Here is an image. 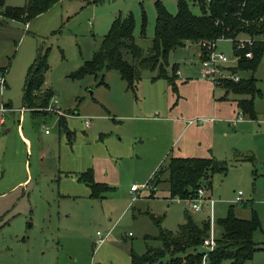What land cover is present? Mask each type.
Listing matches in <instances>:
<instances>
[{
    "label": "rangeland",
    "instance_id": "obj_1",
    "mask_svg": "<svg viewBox=\"0 0 264 264\" xmlns=\"http://www.w3.org/2000/svg\"><path fill=\"white\" fill-rule=\"evenodd\" d=\"M24 1L5 3L22 5ZM162 2L168 11L176 12V0ZM187 2L192 12H201L197 0ZM127 11L134 16L135 40L146 50L155 28L154 0H58L30 18L29 26L25 25L29 20L5 17L0 11V75L6 80L0 86V264H130V249L141 254L146 244H161L150 238L159 233L152 216L171 231L183 222L185 213L198 224L208 220L205 208L193 211L177 197H147L164 183L155 190L142 187L158 165L153 167L158 155L168 149L165 157L166 152L158 158L160 166H165L183 141V136L181 141L180 136L175 138L171 115L200 116L203 129L211 122L205 116L215 118L217 154L212 156L227 162L226 170H216L209 178L215 219L224 217L231 206L238 218L248 219L254 210L260 223L253 233L257 250L244 264H264V53L254 72L261 90L254 98L256 115L241 112L242 118L235 122L229 118L238 109L233 102L219 107L221 93L229 94L231 100L249 94L227 89L229 78L219 75L213 84L203 76L192 47L171 50L168 71L178 63V78L201 77L205 85L184 83L181 92L180 83L174 91L166 77H152L157 70L146 67L140 68L134 90L115 69L70 75L92 56L113 18ZM38 50H47L49 64L43 86L55 90L65 114L45 106L35 107V113L20 110L25 73ZM214 51L232 59L233 41L218 38ZM124 57L133 61L128 51ZM233 63L220 62V68ZM179 98L184 103L195 100L196 106L191 111L171 110ZM83 115L91 118L89 127ZM59 116H65V129L59 128ZM205 130L207 136L210 128ZM100 156H109L113 162V167H106L111 188L103 197H92L80 175L98 164ZM131 185L139 190L132 193ZM238 191L241 203L234 201ZM97 231L105 237L99 245ZM217 231L215 226L216 236ZM149 264L170 263L166 256Z\"/></svg>",
    "mask_w": 264,
    "mask_h": 264
},
{
    "label": "trees",
    "instance_id": "obj_2",
    "mask_svg": "<svg viewBox=\"0 0 264 264\" xmlns=\"http://www.w3.org/2000/svg\"><path fill=\"white\" fill-rule=\"evenodd\" d=\"M56 1L58 0H25L22 5H10L5 0H0V11L5 17L29 20ZM197 1L200 13L192 12L187 0H176L177 10L171 13L162 0H154L155 28L151 44L146 50L135 40L132 12L118 13L92 56L85 59L70 75L79 77L87 73L96 74L103 69H115L127 87L134 90L140 68L146 67L157 70L152 77H166L171 88L176 91L177 68L172 64L171 71H168V55L173 48L186 41L197 42L201 50L200 56L205 58L209 41L219 37L251 35L255 40L243 50H234L238 57L233 65L226 67L230 72L240 75L238 80H227V89L234 93L249 94L248 97L237 98V106L250 117H255L254 98L261 94V90L254 72L264 53V37H261L264 33V0ZM246 50H250L252 55L246 56ZM125 51L130 53L133 61L124 57ZM48 67L47 50H38L26 70L22 105L32 112H35V107L46 106L55 93L51 87L43 86ZM101 82H104L103 79ZM58 125L65 129V116H59ZM226 169L227 162L214 156L171 155L165 166L159 165L154 171L151 183L156 186L165 181L171 198H188L195 196L199 186L210 185L211 173ZM165 171L166 177L163 176ZM80 176L88 185L92 197H100L105 190L111 188L95 181L91 167L82 171ZM152 218L159 226V233L150 238L159 240L161 244H146V249L141 254L130 249V264H149L166 256L170 264H200L205 254L206 264H222L224 260H228V264H244L257 250L253 233L260 227V223L254 210L251 211V217L245 219L238 218L232 206L229 207L227 214L216 220L220 232L215 237L212 250L203 246L209 231L207 219L198 224L185 213L183 222L178 224L175 231H171L160 226V219L154 216Z\"/></svg>",
    "mask_w": 264,
    "mask_h": 264
},
{
    "label": "crops",
    "instance_id": "obj_3",
    "mask_svg": "<svg viewBox=\"0 0 264 264\" xmlns=\"http://www.w3.org/2000/svg\"><path fill=\"white\" fill-rule=\"evenodd\" d=\"M29 24H30V20L27 21V23L25 25L29 26ZM179 47H184V48L192 47V49L196 50L197 55L199 57V63L201 64V56H200L201 50H200L199 44L197 42L186 41L183 45H181ZM175 48H173V49H175ZM173 64L175 65V67L178 70V72L176 73L175 81L177 83V90H178V86H179V83H180V86H179L180 87V92H181V86L184 83H186V85H187V84H191L193 82H199V83H202V84L205 85V80L206 79H203L201 77H197L196 78L195 76H186V75L182 76V75H180V78H178L179 77V68H178L179 64L175 63V62ZM200 67H201V65H200ZM200 71H201V69H200ZM256 71H257V69H256ZM5 85H6V80H5ZM209 87H210V84H209ZM222 94H223V91L221 93V97H220V99H221L220 101L221 102L219 104L220 105L219 107H225V105L230 104L231 102H233L234 103V107L237 108L238 111H239V108L237 106V98H239V97L233 98V100H231L230 98H228L229 94L226 97H223ZM5 105H8V104H5ZM21 106L22 107H20V110H25V109L31 110L30 108H28V107H26L24 105H21ZM193 106H196L195 100H194V102L192 101L190 103L189 102L188 103H186V102L184 103L182 101V98H179L178 101H174L173 104H171V110L173 109V111H175V110L176 111H180V109H183L184 111L185 110L191 111L192 110L191 108ZM186 107H188V108L185 109ZM217 111H220V108H217ZM238 111H237V113H238ZM33 113H35V112H33ZM237 113L235 115H237ZM82 117L84 118V115ZM169 117L173 118L174 128L177 129V132L175 134V138L180 136L179 137V141H181V138L183 136V141L181 142L180 145H178V149L172 155H178V156H212L213 152L215 154H217V151L215 150V147H214L215 146V138H214L215 137L214 136V131H215L214 122H215V118L213 116L210 117L208 115V116L204 117L205 119L208 118L211 121L210 124L206 123V125L204 126V129L202 128V125L199 124V122L201 121L200 116H196L195 117V115H187L186 117H179V116L171 115ZM229 117H230V115H229ZM229 117H226L225 119H227ZM235 117L232 116V118H229V121H230V119L233 120ZM1 119H2V117H0V120ZM238 120L239 119L234 120V122L238 121ZM83 122H84L86 127H89L90 123H91V119L89 120L88 123H86L85 122V118H84ZM205 127L208 128V129L210 128V132L208 131L207 136H206ZM19 132L21 133V136L26 141L30 140L27 136L24 135L21 127H19ZM187 133H190V135L184 137V135H186ZM167 152H168V149L165 148V150L160 155H158V157L156 159L157 161H155L156 163H154V165H153V167H154L155 164H158L156 166L155 170L160 165V163H158L160 159H158V158H160L164 153H165V155H164V157H165ZM99 159H100V162L98 164H93V166L91 167L92 170H93V173H94L95 181L100 182V183H105L106 185L110 186V184H109L110 181L107 180L108 176L106 175V167L107 166L110 167V168L113 167V162H112V160H111V158L109 156H100ZM163 183L165 184V187H160V189L158 188L159 190L158 189H156V190L154 189L155 191L153 193L150 192L147 195V197H154V198L161 197V198H164L165 200H172L173 198H171L170 195H169L167 182L161 181L159 184L156 185V187H159L158 185H161ZM100 197H103V193H102V195ZM214 232H215V229H214ZM219 232L220 231H219V228H218L217 235H218ZM215 237H216V235H215ZM260 249H263V247H261ZM251 260H252V258L250 260H247L245 263H247V262H249Z\"/></svg>",
    "mask_w": 264,
    "mask_h": 264
},
{
    "label": "built area",
    "instance_id": "obj_4",
    "mask_svg": "<svg viewBox=\"0 0 264 264\" xmlns=\"http://www.w3.org/2000/svg\"><path fill=\"white\" fill-rule=\"evenodd\" d=\"M261 37H264V33L261 35ZM219 38H223V37H219ZM227 38H230L233 41V47H234L235 51L243 50L244 48H246L247 45L251 44L255 40L254 36L242 35V34L236 35L234 37H227ZM217 39H215L213 41H209L207 43V50H208L207 56L205 58L201 59V73H202V75L209 77L210 80H212L213 84L214 83L216 84L215 81H216L217 76H219V75L223 76L225 78L238 80L240 78L239 73L230 72L226 67H223L222 69L220 68V62H226L228 60H232L235 62V60L238 57L237 54L234 53V56L231 59L226 54H224L223 52L214 51L215 41ZM245 55L251 56L252 52L250 50H246ZM176 72H178V70H176ZM4 84H5V78H4L3 74H1L0 75V86L3 87ZM4 107H2V108H4ZM45 109L52 111V112H55V113L65 114V112L61 108L60 100H59L57 93L52 94L48 104L45 106ZM241 112L242 111L239 110L238 114L236 115V117L232 121L242 118ZM84 118H85L86 123H88L89 120L91 119L89 116H84ZM46 131H47V129H46ZM152 176H153V174H152ZM151 177L149 178V181L147 184H145V185L142 184L143 185L142 187L144 189L145 188H148L149 190L155 189V186L151 183ZM209 188L210 187L208 185H201L197 188V192H196L195 196L188 197V198L177 197V199L187 202L193 211H200L203 208L206 209V211L208 213L209 231H208V236L203 241V246L207 250H212L214 248V245H215L214 229H215V225H216V219H215V203H216V201L213 198H211ZM138 190H139L138 186L131 185L130 191L132 193L136 192ZM132 199H135V197H132ZM234 201H235V203H241L243 201L241 191L236 192ZM96 234H97L96 243L99 245L105 240V237H103L99 231H97ZM205 255L203 256V261H202L203 264H205Z\"/></svg>",
    "mask_w": 264,
    "mask_h": 264
}]
</instances>
